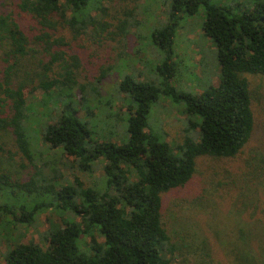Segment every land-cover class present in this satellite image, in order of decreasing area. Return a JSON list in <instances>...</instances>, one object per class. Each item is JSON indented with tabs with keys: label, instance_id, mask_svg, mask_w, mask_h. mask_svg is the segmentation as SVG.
Instances as JSON below:
<instances>
[{
	"label": "trees",
	"instance_id": "1",
	"mask_svg": "<svg viewBox=\"0 0 264 264\" xmlns=\"http://www.w3.org/2000/svg\"><path fill=\"white\" fill-rule=\"evenodd\" d=\"M126 1L0 0V153L11 160L22 155L20 166L34 168L27 181H20L2 168L0 159L1 187L11 196L15 188L32 198L1 206L0 214L23 226L33 225L47 210L63 216L46 232V246L15 242L4 264H172L179 255L162 220L163 194L190 182L199 156L234 158L253 135V100L245 74L264 75V0H165L168 20L152 33L165 50L158 66L162 86L123 78L116 91L126 112L115 115L123 126L105 120L106 132L99 133L94 104L99 91L79 81L81 59L69 52L66 33L72 39L87 36L97 45L116 42L115 63L100 68L98 86L124 59L131 30L140 25L134 18L136 5ZM200 9L205 13L203 35L217 49L220 81L200 92L176 93L188 138L175 152L150 130L149 115L162 94L175 93L177 31L181 20ZM37 90L43 92L42 112L29 102ZM105 114L115 113L108 108ZM7 135L12 150L4 148ZM39 141L45 144L42 150ZM51 150L75 159L77 172L90 183L77 174L73 183H57V163L41 157ZM37 160L43 161L39 169ZM101 163L104 175L98 178ZM64 166L73 165L65 161ZM47 169L54 174L48 176ZM233 228L224 239L219 234L224 261L205 247L206 253L188 255V264H264V221H236Z\"/></svg>",
	"mask_w": 264,
	"mask_h": 264
},
{
	"label": "rangeland",
	"instance_id": "2",
	"mask_svg": "<svg viewBox=\"0 0 264 264\" xmlns=\"http://www.w3.org/2000/svg\"><path fill=\"white\" fill-rule=\"evenodd\" d=\"M126 2L130 7L136 5L134 18L140 25L131 30L123 49L124 59L118 61L117 67L111 70L98 86L94 82L102 74L100 68L115 63L112 57L118 51L114 50L116 42L106 40L102 45H97L87 36L72 39L69 33H66V37L71 41L69 52L77 54L81 59L79 81L91 87L96 86L99 91L94 104L99 107L95 113L96 120L99 121L96 122L97 130L101 134L106 132L103 124L105 120L116 124V128L123 126V122L115 116L118 114L122 117L126 112V107L119 98L121 96L116 91L119 81L131 76L137 81L147 80L162 86V75L158 66L165 58V50L154 41L152 33L159 28L161 21L168 20L165 0ZM112 13L115 12L112 10ZM204 20L205 13L202 9L194 16L181 20L174 46V61L177 63L173 82L175 93L162 94L153 104L149 115L150 130L165 140L175 152L188 138V121L182 112L183 103L174 99L176 93L200 92L210 85H218L220 81L217 49L213 42L203 35ZM22 21L25 26L31 24L28 20ZM245 77L251 89L255 129L243 151L234 158L199 156L196 172L190 182L184 187L163 194L162 220L179 255L178 260L172 264H188V255L206 253L205 247L213 258L224 261L223 244L219 241V234L221 239L226 238L227 234L233 231L236 221L250 224L254 220L264 221V75L245 74ZM42 93L37 90L29 101L34 102L32 107L39 112L44 110V104L40 102ZM79 95L77 94L75 99L80 100ZM108 108L112 109L114 116L105 114ZM80 113L86 114L84 109H80ZM2 142L5 143V150L13 149L11 136H4ZM37 145L40 150L45 148L42 141ZM53 152L51 150L41 155L42 158L52 159L57 163L59 172L54 174L47 169L45 172L48 176L54 174L57 183L67 184L73 183L77 174L86 184L90 183L89 177L86 178L84 174L77 172L75 159H67L60 151L57 155ZM0 159L4 161L2 168L9 169L12 177L20 181H27L34 171L29 163H26L27 168L20 166L24 162L22 155H16L15 159L11 160L8 155L0 153ZM37 161L39 169L43 161ZM65 161H70L73 166H64ZM98 165L95 177L99 178L104 175V164ZM11 191H14L12 196L9 190L0 185V207L6 204L21 205L32 200L29 196H20L15 188ZM62 219V214L51 209L41 213L33 225L23 226L13 224L11 220L7 221L6 217L0 214V264H4L6 251L15 242L33 240L46 246V232L52 225H59ZM99 240L103 241L101 237ZM88 241L90 238L86 239V243Z\"/></svg>",
	"mask_w": 264,
	"mask_h": 264
}]
</instances>
